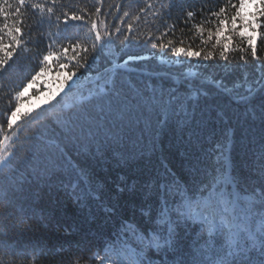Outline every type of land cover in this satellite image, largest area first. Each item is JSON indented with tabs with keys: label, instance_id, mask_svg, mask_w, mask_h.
I'll return each mask as SVG.
<instances>
[{
	"label": "snow or ice",
	"instance_id": "snow-or-ice-1",
	"mask_svg": "<svg viewBox=\"0 0 264 264\" xmlns=\"http://www.w3.org/2000/svg\"><path fill=\"white\" fill-rule=\"evenodd\" d=\"M0 208L35 264H264V0H0Z\"/></svg>",
	"mask_w": 264,
	"mask_h": 264
},
{
	"label": "clouds",
	"instance_id": "clouds-1",
	"mask_svg": "<svg viewBox=\"0 0 264 264\" xmlns=\"http://www.w3.org/2000/svg\"><path fill=\"white\" fill-rule=\"evenodd\" d=\"M29 223L30 221L28 220L9 219L4 215L3 209L0 208V227L7 229L10 239L30 238L35 229L29 228ZM0 264H35V261L32 257H29L26 261L14 258L5 249H0ZM41 264H60V261L46 258L42 260Z\"/></svg>",
	"mask_w": 264,
	"mask_h": 264
},
{
	"label": "trees",
	"instance_id": "trees-1",
	"mask_svg": "<svg viewBox=\"0 0 264 264\" xmlns=\"http://www.w3.org/2000/svg\"><path fill=\"white\" fill-rule=\"evenodd\" d=\"M36 103H42V101H37Z\"/></svg>",
	"mask_w": 264,
	"mask_h": 264
}]
</instances>
